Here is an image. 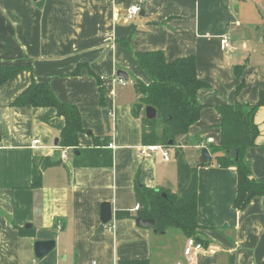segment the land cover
Instances as JSON below:
<instances>
[{
	"label": "crops",
	"instance_id": "obj_1",
	"mask_svg": "<svg viewBox=\"0 0 264 264\" xmlns=\"http://www.w3.org/2000/svg\"><path fill=\"white\" fill-rule=\"evenodd\" d=\"M134 4L141 11L128 19ZM223 36L230 47H223ZM127 37L129 48L122 43ZM156 50L168 60L194 55L198 75L209 85L198 91L200 119L178 138L193 166L203 147L211 153L209 164L198 165L197 232L204 247L191 259L180 230L167 242L168 229L136 223L138 189L179 193L174 148H168V160L161 150L142 152L148 145L141 117L133 113L135 86L130 91L115 82L119 71L133 84L148 81L136 53ZM14 64L30 68L0 87V264H264V196L238 211L237 170L216 164L209 148L221 143L218 106L256 104L264 90V0H0V65ZM237 66L245 81L239 92ZM33 82L49 84L61 101L79 107L82 149L110 138L114 147L105 148L113 154L111 165L88 166L73 148L67 160L52 162L62 147L64 117L52 107L13 105ZM255 122L259 134L246 158L253 178L264 182V106ZM37 169L42 181L33 187ZM105 201L114 208L107 224L100 221ZM37 240L56 244L38 258Z\"/></svg>",
	"mask_w": 264,
	"mask_h": 264
},
{
	"label": "trees",
	"instance_id": "obj_2",
	"mask_svg": "<svg viewBox=\"0 0 264 264\" xmlns=\"http://www.w3.org/2000/svg\"><path fill=\"white\" fill-rule=\"evenodd\" d=\"M122 41L129 48L130 38H124ZM136 58L149 78L148 81L136 78L134 82L138 99L133 105V113L141 117L143 143L174 148L180 184L179 193L145 187L138 189L140 196L138 216L155 219L159 232L174 228L180 230L185 237L200 242L202 240L197 232L198 165H207L210 161L199 162L194 166L190 164L178 138L187 135L190 127L200 119L203 105L198 99V91L209 85L199 77L194 55L168 60L163 51L156 50L136 53ZM26 68L30 66L0 65V87ZM78 72L79 69L75 73ZM242 75V67L237 66V92L245 86ZM97 77L100 85V102L102 106H106L103 81L101 77ZM13 105L55 108L57 114L66 121L60 135L62 147L81 152L75 157L82 158L84 164L88 166L112 164L113 154L105 148L109 144V137L99 139L94 148L80 147L79 135L85 131L81 111L76 104L61 101L49 84L33 82L17 97ZM147 106L157 109L155 119L150 120L145 116ZM261 106H264V90L261 91L256 104L237 102L219 105L217 108L222 116L221 143L210 145L209 148L215 155L216 164L221 167H235L237 170L238 189L234 207L238 211L245 210L254 197L264 196V182L253 178L250 162L246 158L247 150L256 144L259 134L255 115ZM170 140L173 141L172 144ZM41 181L42 173L37 169L33 176V187H38ZM163 193H166L167 197H164ZM139 263L142 262H127Z\"/></svg>",
	"mask_w": 264,
	"mask_h": 264
},
{
	"label": "water",
	"instance_id": "obj_3",
	"mask_svg": "<svg viewBox=\"0 0 264 264\" xmlns=\"http://www.w3.org/2000/svg\"><path fill=\"white\" fill-rule=\"evenodd\" d=\"M144 10L145 7L142 8V12ZM118 75L124 76L127 80L129 79V75L125 71H119ZM145 112H146V117L150 120L155 119L157 117V109L153 106H147ZM103 116L108 129H110L111 124L109 121V110H104ZM172 143L173 141L170 140V144ZM58 144H59V139L56 140V145L58 146ZM210 159H211V153L208 147H203L201 150L200 161L207 162ZM60 160H61V149L58 148L55 152L54 157L52 158V162H59ZM163 196L167 197L166 193H163ZM113 218H114V208L112 202L110 201L102 202L100 206V221L103 224H107L111 222ZM136 223L140 227L151 228L154 229L155 232H159L156 229V220L153 218H143L139 216L136 218ZM55 244H56L55 240H37L34 245L36 257L41 258L47 255L52 249H54Z\"/></svg>",
	"mask_w": 264,
	"mask_h": 264
},
{
	"label": "built area",
	"instance_id": "obj_4",
	"mask_svg": "<svg viewBox=\"0 0 264 264\" xmlns=\"http://www.w3.org/2000/svg\"><path fill=\"white\" fill-rule=\"evenodd\" d=\"M140 11H141V6L139 4H134V5L130 6L127 9L126 16H127L128 19H131L134 16L138 15L140 13ZM221 42H222V45H223L224 48L230 47V42H229L228 36H223ZM115 82L118 83V84H121V85H126L127 84L126 79L124 77H122V76H118L116 78ZM34 142L35 143H39L40 140L37 139ZM109 147H111V148L114 147V144L113 143H109ZM69 150H70L69 147H61V158L63 160H67L68 159ZM149 150H152V151L161 150L162 154H163V156H164V158L166 160H168L171 157V152L168 150V148H166L163 145H148V146H144L143 149H142V152L145 153L146 151H149ZM139 209H140V205L137 204L136 207H135V210H139ZM203 247L204 246L202 245V243L197 242L194 238H188L187 239V244H186V247H185V254L191 259L192 255L196 251L203 249Z\"/></svg>",
	"mask_w": 264,
	"mask_h": 264
},
{
	"label": "rangeland",
	"instance_id": "obj_5",
	"mask_svg": "<svg viewBox=\"0 0 264 264\" xmlns=\"http://www.w3.org/2000/svg\"><path fill=\"white\" fill-rule=\"evenodd\" d=\"M126 88H128V89H130V91H133L134 90V84H133V81L132 80H129V81H127V87ZM174 187H175V189H177V187H178V185L176 184V185H173ZM178 189H180V184H179V187H178ZM177 235H181V233L177 230V229H174V228H170V229H168V233H167V242H168V240H174V237L175 236H177ZM174 245H172V248H174L173 247Z\"/></svg>",
	"mask_w": 264,
	"mask_h": 264
}]
</instances>
